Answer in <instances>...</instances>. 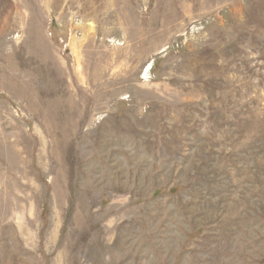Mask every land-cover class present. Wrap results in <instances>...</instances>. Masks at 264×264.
Here are the masks:
<instances>
[{
  "label": "rangeland",
  "instance_id": "1",
  "mask_svg": "<svg viewBox=\"0 0 264 264\" xmlns=\"http://www.w3.org/2000/svg\"><path fill=\"white\" fill-rule=\"evenodd\" d=\"M0 264H264V0H0Z\"/></svg>",
  "mask_w": 264,
  "mask_h": 264
}]
</instances>
